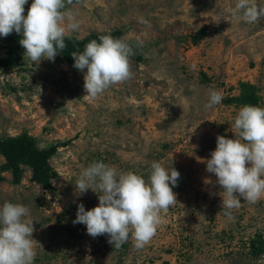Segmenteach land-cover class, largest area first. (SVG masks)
Here are the masks:
<instances>
[{"label": "rangeland", "instance_id": "1", "mask_svg": "<svg viewBox=\"0 0 264 264\" xmlns=\"http://www.w3.org/2000/svg\"><path fill=\"white\" fill-rule=\"evenodd\" d=\"M236 2L74 0L66 7L80 28L66 36L118 32L140 57L129 59L132 79L95 99L84 98V72L61 59L32 62L23 52L20 68L0 67V137L27 133L40 149L56 147L48 187L36 183L25 164L15 185L0 155V206L29 209L23 219L33 224L34 264H264V248L257 253L251 246L257 236L264 240V198L249 204L238 196L241 207L229 219L221 209L223 189L206 171L216 137L236 138L231 125L250 105L244 102L248 86L257 95L252 106L264 108V18L239 19ZM255 3L264 6V0ZM202 28L206 35L194 43ZM6 46L0 36V59ZM209 89L223 99L206 109ZM153 161L180 173L177 203L161 212L142 250L131 234L117 249L106 234L93 238L84 224L73 223L79 204L86 211L99 204L96 192L75 188L90 164L103 162L147 181Z\"/></svg>", "mask_w": 264, "mask_h": 264}, {"label": "clouds", "instance_id": "2", "mask_svg": "<svg viewBox=\"0 0 264 264\" xmlns=\"http://www.w3.org/2000/svg\"><path fill=\"white\" fill-rule=\"evenodd\" d=\"M27 3L0 0V36L15 31L22 36L19 43L25 57L32 62L54 61L66 47V33L80 28L76 14L66 7L74 0H32L25 16ZM235 14L255 23L264 18V6L255 0H237ZM134 54L130 43L111 35H101L99 42L91 40L82 52H72L74 67L84 72V98L95 99L110 86L132 79L129 59ZM222 99L220 91L209 89L204 107L211 109ZM231 127L236 138L216 137L206 171L215 174L216 183L223 189L224 215L234 219L232 210L241 207L238 196L249 204L264 198V108L241 107ZM179 178L176 169H166L156 161L151 163L147 181L131 171L120 173L103 162H93L82 171L75 188L79 194L93 190L99 204L87 211L79 204L73 223L84 224L93 238L106 234L108 243L117 249L131 234L134 247L142 250L161 224V212L177 203L173 187L178 186ZM28 214L29 209L22 204L5 202L0 206V264H34L37 242L32 238V222L23 219Z\"/></svg>", "mask_w": 264, "mask_h": 264}, {"label": "trees", "instance_id": "3", "mask_svg": "<svg viewBox=\"0 0 264 264\" xmlns=\"http://www.w3.org/2000/svg\"><path fill=\"white\" fill-rule=\"evenodd\" d=\"M206 28L200 29L197 34L192 36V41L197 43L206 35ZM118 32L112 33V37L119 38ZM99 37L96 34H89L83 39H77L71 35L65 36L66 47L63 52H59L55 59L62 60L66 64H74V59L71 55L72 52H82L87 43L91 40L96 39L99 42ZM22 38L20 34H17L13 31L7 37H4V40L7 44L6 52L3 58L0 59V67L6 69L11 68H20L22 65V54L24 49L21 47L19 40ZM136 47H133L135 53ZM132 58L137 61L140 60L138 55H132ZM244 90V89H243ZM245 92V91H243ZM248 100H245V103H250L253 105L255 102V88L248 86ZM56 147L51 146L49 148L40 149L36 145V141L29 136L27 133H22L17 137H8L2 139L0 137V155L4 157L5 163L1 166L2 170L10 171L12 173V183L15 185L20 183L21 170L20 165L25 164L31 168L32 179L42 185L43 187L49 186V178L47 175L48 161L53 155ZM257 239L251 241L252 251L259 253L264 248V240ZM257 244V247H256ZM261 248V249H260Z\"/></svg>", "mask_w": 264, "mask_h": 264}]
</instances>
